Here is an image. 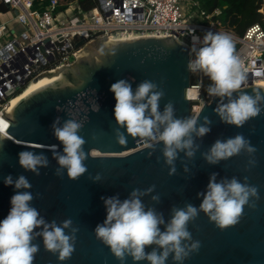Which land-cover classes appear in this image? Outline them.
Instances as JSON below:
<instances>
[{"label":"water","instance_id":"water-1","mask_svg":"<svg viewBox=\"0 0 264 264\" xmlns=\"http://www.w3.org/2000/svg\"><path fill=\"white\" fill-rule=\"evenodd\" d=\"M70 61V64L33 80L60 74L12 105L4 114L8 127L4 133L0 132V219L6 216L14 191L12 186L2 183L3 177L9 173L14 178L23 174L32 185L29 189L34 197L31 204L46 220H55L59 224L61 220L71 218L73 225L78 227L74 251L64 261L45 251L41 238L37 237L33 243L40 248L33 264H120L93 233L96 224L106 215L101 197L118 194L123 199L132 188L154 185L152 194L159 195V202L150 200L152 194L142 199L167 218L172 206L199 204L196 194L204 190L211 172L218 173L217 179L235 176L243 182L242 178L247 177V183L257 187L259 198L254 207L244 206L236 224L223 229L200 212L188 223V229L193 239L200 241V247L184 264H264V106L260 114L236 127L222 123L214 113L218 99L211 97L204 102L192 116H207L211 131L196 140L200 148L194 157L177 159L176 173L169 175L160 144L150 149L145 140L132 136L123 145L116 142L115 99L109 87L120 78L130 80L133 88L142 80H152L164 92L159 101L161 109L167 101H172L176 116H191L186 94L190 84L188 46L171 36L117 41L100 38L87 43ZM256 78L260 79L259 76ZM247 84L244 91L251 93L257 89L264 94L263 86L250 81ZM57 117L61 122L75 119L83 125L79 135L84 138L82 147L88 152V158L83 162L87 171L75 180L69 179L63 171L55 174L57 165L49 146H59L51 127ZM236 133H242L255 147L253 165H248L249 154L243 151L215 165L203 160L200 153L214 140H223ZM22 150L44 153L49 159L48 166L41 168L38 175L24 170L17 162V154ZM180 156L183 157V153ZM182 163L188 164V173L183 172ZM97 172L101 174V180L93 182L90 176ZM124 264L134 262L127 257ZM167 264H174L171 257Z\"/></svg>","mask_w":264,"mask_h":264},{"label":"clouds","instance_id":"clouds-1","mask_svg":"<svg viewBox=\"0 0 264 264\" xmlns=\"http://www.w3.org/2000/svg\"><path fill=\"white\" fill-rule=\"evenodd\" d=\"M191 40L192 57L187 62V69L192 73H202L210 81L206 92L218 99L213 111L219 120L241 127L249 118L260 114L264 94L257 89L251 93L244 91L248 87L247 70L234 52L233 37L228 33L207 30L202 37L192 35ZM109 91L115 99L116 142L123 145L132 136L145 140L150 149L160 144L169 175L176 173L177 159L191 160L194 157L200 148L196 140L211 131V121L207 116L178 117L174 114L172 101H167L161 109L159 101L164 92L152 80H142L133 88L130 80L120 78L110 85ZM98 108L99 105L96 110ZM51 127L52 135L59 141V146H49L57 165L55 174L63 171L69 179H78L87 171L83 162L88 158V152L82 147L85 140L79 135L82 123L75 119L61 122L57 117ZM255 150L242 133H236L223 140L217 138L200 155L206 163L215 165L243 151L249 154L248 165H253ZM17 162L24 170L38 175L41 168L48 166L49 159L42 152L22 150L17 154ZM181 166L183 172L190 171L187 163ZM217 177V172L209 173L204 190L196 194L200 200L198 205L172 206L167 218L142 199L154 192V185L144 189L132 188L123 199L118 194L101 197L106 215L94 227V236L108 247L120 264H124L127 257L134 264L140 261L167 264L169 257L174 264H184L200 247V241L193 239L188 229V223L200 212L223 229L236 224L244 206L254 207L259 198L257 187L247 183V177L242 178L243 182L235 176ZM90 179L98 182L101 174L97 172ZM2 183L12 186L14 191L9 198V210L0 219V264H33L40 248L33 243L37 237L41 238L44 250L55 254L59 261L69 258L74 251L78 231L71 218H65L59 224L55 220H46L31 204L34 197L29 189L32 185L25 175L19 174L14 178L9 173L3 177ZM159 199L158 194L150 195L153 202H159Z\"/></svg>","mask_w":264,"mask_h":264},{"label":"built area","instance_id":"built-area-1","mask_svg":"<svg viewBox=\"0 0 264 264\" xmlns=\"http://www.w3.org/2000/svg\"><path fill=\"white\" fill-rule=\"evenodd\" d=\"M0 0V132L12 103L37 76L70 64L83 47L100 38L109 41L138 37H173L188 46L192 57V35L204 31L228 33L237 43L235 54L247 70V83L264 78V21L249 25L241 35L220 25L219 9L206 12L200 0H93L83 9L77 0ZM181 2V4H180ZM184 8L186 11H184ZM264 8L262 3L259 12ZM186 94L190 115L210 100L201 92V73L190 72ZM250 75L251 77H249ZM191 94V95H189Z\"/></svg>","mask_w":264,"mask_h":264},{"label":"trees","instance_id":"trees-1","mask_svg":"<svg viewBox=\"0 0 264 264\" xmlns=\"http://www.w3.org/2000/svg\"><path fill=\"white\" fill-rule=\"evenodd\" d=\"M59 2H67L71 0H58ZM48 0H42L40 5L43 6ZM83 9H88L93 5V0H77ZM263 0H200V7L206 12L219 9V13L215 18L224 28L232 30L236 35H241L244 30L255 22L262 23V14L259 12ZM38 5V1L34 0V6ZM5 8L0 5V11ZM264 25V24H263ZM237 43L234 42V52ZM201 92L207 95L206 88L210 81L201 73Z\"/></svg>","mask_w":264,"mask_h":264},{"label":"bare ground","instance_id":"bare-ground-1","mask_svg":"<svg viewBox=\"0 0 264 264\" xmlns=\"http://www.w3.org/2000/svg\"><path fill=\"white\" fill-rule=\"evenodd\" d=\"M263 4H264V0H263ZM262 12V20L264 21V8L261 9ZM58 77L60 76V74H56ZM57 76H53V75H45L42 76L38 79H36L35 81H31L28 86L23 90V92H21L18 96H16L12 101V105L16 104V102H18V100H20L21 98H23L24 96H26L27 94H29L30 92L34 91L35 89L39 88L40 86L47 84L49 82H52L54 80V78H57ZM256 85H260L264 87V79H258L255 81ZM191 95V94H189Z\"/></svg>","mask_w":264,"mask_h":264},{"label":"rangeland","instance_id":"rangeland-1","mask_svg":"<svg viewBox=\"0 0 264 264\" xmlns=\"http://www.w3.org/2000/svg\"><path fill=\"white\" fill-rule=\"evenodd\" d=\"M183 1H184V0H183ZM180 4H181V2H180ZM184 11H186L185 8H184ZM1 18H2L1 20H4V19L8 18V15L2 16Z\"/></svg>","mask_w":264,"mask_h":264},{"label":"crops","instance_id":"crops-1","mask_svg":"<svg viewBox=\"0 0 264 264\" xmlns=\"http://www.w3.org/2000/svg\"><path fill=\"white\" fill-rule=\"evenodd\" d=\"M1 17H2V16H0V19H2Z\"/></svg>","mask_w":264,"mask_h":264}]
</instances>
